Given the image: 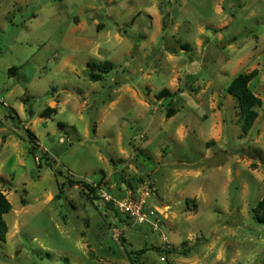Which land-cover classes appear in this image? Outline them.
<instances>
[{"label": "rangeland", "instance_id": "obj_1", "mask_svg": "<svg viewBox=\"0 0 264 264\" xmlns=\"http://www.w3.org/2000/svg\"><path fill=\"white\" fill-rule=\"evenodd\" d=\"M147 187L161 231L100 197ZM0 192V264H264V0H0Z\"/></svg>", "mask_w": 264, "mask_h": 264}, {"label": "trees", "instance_id": "obj_2", "mask_svg": "<svg viewBox=\"0 0 264 264\" xmlns=\"http://www.w3.org/2000/svg\"><path fill=\"white\" fill-rule=\"evenodd\" d=\"M114 69V66L111 63L104 64L101 68L102 74H107L111 72ZM17 69L12 68L10 69L11 74H15ZM102 74H91L90 79L93 82H101L103 80ZM257 71H254L249 74H240L235 78V80L231 83L228 89V93L235 98L238 104V108L240 111V125L242 132L245 134H248L254 127L259 114L257 109L262 106L263 102L260 98H258L250 89L249 85L252 82V80L256 77ZM170 93L167 90H164L161 92V94L158 95L160 99L164 98L166 95H169ZM50 109H47V111L44 114H48ZM33 111H30V115L32 116ZM175 114L174 110H170L167 113V117L171 118ZM30 154L35 155L37 152V146L34 141L35 138L33 135L30 136ZM69 184L73 185H80L83 188H85L88 191V196L95 195L97 192L98 185L95 184H88L83 181H69ZM63 193V192H62ZM96 196V195H95ZM106 208L110 211H112L115 215H121L115 208L113 203H106ZM12 210V205L6 198V196L0 192V242L5 243L7 240V234H8V224L5 220V216L9 214ZM253 214L255 218L261 222L264 223V201H262L256 209H254ZM128 219V217H127ZM170 252V251H167ZM144 251H141L138 253V255L143 254ZM133 261V260H132ZM133 264H136L134 261Z\"/></svg>", "mask_w": 264, "mask_h": 264}, {"label": "built area", "instance_id": "obj_3", "mask_svg": "<svg viewBox=\"0 0 264 264\" xmlns=\"http://www.w3.org/2000/svg\"><path fill=\"white\" fill-rule=\"evenodd\" d=\"M100 197L105 203H113L114 208L120 214L128 217L135 226L149 225L153 230L161 231L160 216L149 202L151 198L150 188L147 187L138 193L128 191L125 198L121 200L114 198L107 192H101ZM167 247L169 250L170 247L168 245Z\"/></svg>", "mask_w": 264, "mask_h": 264}, {"label": "water", "instance_id": "obj_4", "mask_svg": "<svg viewBox=\"0 0 264 264\" xmlns=\"http://www.w3.org/2000/svg\"><path fill=\"white\" fill-rule=\"evenodd\" d=\"M63 198H64V201H65L66 200V197L64 196Z\"/></svg>", "mask_w": 264, "mask_h": 264}]
</instances>
